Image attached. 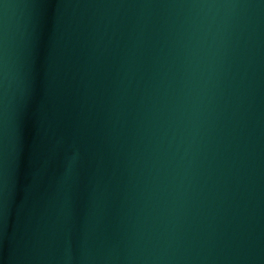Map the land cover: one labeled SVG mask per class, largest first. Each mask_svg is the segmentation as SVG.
I'll return each instance as SVG.
<instances>
[{
    "label": "water",
    "instance_id": "1",
    "mask_svg": "<svg viewBox=\"0 0 264 264\" xmlns=\"http://www.w3.org/2000/svg\"><path fill=\"white\" fill-rule=\"evenodd\" d=\"M0 264H264V0H0Z\"/></svg>",
    "mask_w": 264,
    "mask_h": 264
}]
</instances>
